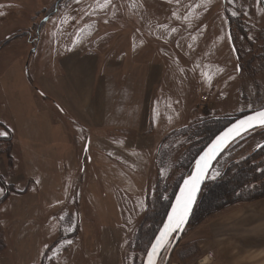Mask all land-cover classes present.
Instances as JSON below:
<instances>
[{
	"label": "crops",
	"instance_id": "1",
	"mask_svg": "<svg viewBox=\"0 0 264 264\" xmlns=\"http://www.w3.org/2000/svg\"><path fill=\"white\" fill-rule=\"evenodd\" d=\"M74 44L58 48L55 70L44 74L40 86L18 62L9 79H0L12 149L34 185L9 207L19 217L9 222L13 232L0 264L43 263L50 247L62 242L54 221L67 206L86 231L65 243L73 246L68 262L89 264L82 250L94 264H119L122 239L136 225L128 211L138 203V215L144 213L149 172L166 137L160 127L167 120L176 125V114L188 106L193 77L184 66L102 56L95 46ZM81 188L93 222L76 204ZM193 242L201 253L213 254V264H264V197L187 226L174 254Z\"/></svg>",
	"mask_w": 264,
	"mask_h": 264
},
{
	"label": "rangeland",
	"instance_id": "2",
	"mask_svg": "<svg viewBox=\"0 0 264 264\" xmlns=\"http://www.w3.org/2000/svg\"><path fill=\"white\" fill-rule=\"evenodd\" d=\"M233 11L237 15L233 16ZM76 42L79 46L84 43L87 47L95 46L102 56L131 55L142 63L166 59L169 64L184 66L188 74L192 73L191 86L186 87L190 99L183 115L176 114V125L167 120L160 127L159 133L166 137L149 172L144 213L138 215V203L128 211L136 225L122 239L119 264H141L146 244L160 222L162 205L188 171L195 152L210 138L213 128L217 130L242 113L264 107V12L260 0H234L231 4L228 0H0V79L4 76L9 79L18 62L33 86H40L44 74L55 70L54 53L58 48H70ZM171 76L174 77L173 73ZM179 86L176 84V89ZM3 98L0 88V132L6 133L0 136L1 256L6 254L5 241L13 232L8 228L9 222L19 217L10 214L9 207L34 186L21 173L23 167L14 155L9 112ZM217 117L223 120L217 122L214 120ZM261 143H264L262 127L235 140L214 163L206 182L224 172L230 177L239 165L246 169L241 180L247 189L235 193L241 201L234 202L233 196H228L231 204L220 212L264 197L245 200L257 192L260 184L258 174L264 169V144L255 148ZM217 172L219 175H215ZM80 193L82 197L76 204L81 205L84 220L93 222L83 188ZM57 219L54 224L60 226L58 236L62 242L50 247L41 264H76L75 260L68 262L73 246L66 242L83 238L86 231L79 230L71 206L57 214ZM80 253L89 264H94V258L90 261L82 250ZM205 253L200 252L195 242L187 243L176 254L172 251L167 264H196ZM163 259L164 255L159 264Z\"/></svg>",
	"mask_w": 264,
	"mask_h": 264
},
{
	"label": "snow or ice",
	"instance_id": "3",
	"mask_svg": "<svg viewBox=\"0 0 264 264\" xmlns=\"http://www.w3.org/2000/svg\"><path fill=\"white\" fill-rule=\"evenodd\" d=\"M77 2H79V0H77ZM228 2L231 4L234 3V0H228ZM231 14L233 16L237 15L235 11ZM173 31H175V29H173ZM249 39H251V37H249ZM237 70L239 71V66ZM257 123L264 126V110L256 111L253 115H250L243 120H239L222 136L217 137L216 141L213 142L208 151L200 157V160L197 161L196 172L184 181V185L180 190V195L177 197V202L172 206V212L168 215L167 222L160 230L159 235H157L155 240L151 243V248L147 251L146 264H155L161 251L166 249L167 246L172 243V240L170 239L172 234L182 230V226L194 202L199 185L202 180L206 178L209 162L214 158L217 151L227 143L229 137L233 133L239 135L242 130L252 127ZM4 135H6L5 132H0V136ZM215 175H219V173L217 172ZM66 243L70 244L71 241H67Z\"/></svg>",
	"mask_w": 264,
	"mask_h": 264
},
{
	"label": "trees",
	"instance_id": "4",
	"mask_svg": "<svg viewBox=\"0 0 264 264\" xmlns=\"http://www.w3.org/2000/svg\"><path fill=\"white\" fill-rule=\"evenodd\" d=\"M248 112H250V111H248ZM248 112H246V113H248ZM246 113H242L241 115L246 114ZM241 115H238V116H241ZM221 119L222 118H220V117L214 118V120H216L217 122H219ZM231 121H232V119L229 122H231ZM229 122H227L223 126L222 125L219 126V128L217 130L215 127L213 128L215 131L213 130L212 131L213 133L209 134L210 138L195 152L191 161L189 162V166H190L191 162L193 161V159L195 158V156L208 143V141L217 132H219L224 126H226ZM262 128H264V127H262ZM245 171H246L245 167L239 165L238 167H236L235 173L232 174L230 177L226 175V172H224L217 179L210 181V182H206L201 189V192H200L199 197L197 199V202L194 206V209H193V212L190 216L188 224H190L191 222L199 223V221H201V219L206 217V216H212V215H215L217 213H220V211H222L223 208H225V207L229 206V204H231V201H229L227 199L228 196L229 197L233 196V200H235L234 202L241 201V200H237V198L235 197L236 196L235 193L240 192L239 190H241V189H242V191H245V189H247V187L243 188L244 185H243V181L241 180L242 177L245 176L244 175ZM180 180L175 185V188L171 192L170 197L162 205V207L160 209V214H159L160 215L159 216L160 222L157 225L154 233L151 235L149 242L146 244L145 250L149 246V244H150L153 236L155 235L158 227L160 226L161 222L163 221V218H164V216H165V214L169 208V205L173 199V196H174L175 191L179 185ZM258 181H260V184H258L257 192H254L245 200H254V199H257V198L264 196V169H262L260 171V175L258 174ZM226 209H224V210H226Z\"/></svg>",
	"mask_w": 264,
	"mask_h": 264
},
{
	"label": "water",
	"instance_id": "5",
	"mask_svg": "<svg viewBox=\"0 0 264 264\" xmlns=\"http://www.w3.org/2000/svg\"><path fill=\"white\" fill-rule=\"evenodd\" d=\"M260 4H261V7H262L263 12H264V0H260ZM259 110H264V107L259 108V109H256V110H253V111H250V112H248V113H246V114H243V115H241V116H237V117L232 118V121L229 122L226 126H224L219 132H217V133H216V134H215V135H214V136L208 141V143H207V144H206V145H205V146L199 151V153L195 156V158H194L193 161L191 162V165H190L188 171H187L186 174L181 178V180H180V182H179V185H178V187H177V189H176V191H175V194H174V196H173V199H172V201H171V203H170V205H169V208H168V210H167V212H166V214H165V216H164V218H163V221L161 222L160 226L158 227V229H157L155 235L153 236V238H152V240H151L149 246L147 247V249H146V251H145V253H144V256H143V259H142L141 264H146L147 251L151 248V243L155 240V237H156L157 235H159L160 230L163 228L164 224L167 222V220H168V215H169V213L172 212V206H173L174 204H176V202H177V197L180 195V190H181V187H183V185H184V181H185L186 179H188L191 175H193V174L196 172V170H197V161L200 160V157L203 156L204 153L208 151V149L212 146L213 142L216 141L217 137L222 136L225 132H227V130H228L229 128H231V127H232L234 124H236L239 120H243V119H245L246 117H248V116H250V115H253L256 111H259ZM261 127H264V126L259 125V124L257 123V124H255V125L252 126V127H248V128H246V129L242 130V131L239 133V135L233 133V134L229 137L227 143H226V144H225V145H224L219 151H217V153L215 154L214 158L209 162V166H208V171H207V174H206V178H204V179L202 180V182L200 183V185H199V188H198V190H197V192H196V195H195L194 202H193V204H192V206H191V209H190V211H189V213H188V216H187V218H186V220H185V222H184V224H183V226H182V230L179 231V232H175V233L172 234V236L170 237V239L172 240V243H170V244L167 246L166 249H164V250L161 251V253L159 254L158 258H157L156 261H155V264H159V263H160V260H161V258H162L163 255H164V259H163L162 264H167V263H168L169 257H170V255H171V253H172L174 247L176 246L177 242L179 241V239H180V237H181L183 231L185 230V228H186V226H187V224H188V221H189L190 216H191V214H192V212H193L194 206H195V204H196V202H197V199H198V197H199V194H200V192H201V189H202L203 185L206 183V181L208 180L209 175H210V172H211V169H212L214 163L216 162V160L219 158V156H220V155L226 150V148H227L228 146H230L235 140H237L238 138H240V137L243 136L244 134H246V133H248V132H250V131H252V130H254V129L261 128ZM86 148H87V144L85 145V149H86Z\"/></svg>",
	"mask_w": 264,
	"mask_h": 264
},
{
	"label": "built area",
	"instance_id": "6",
	"mask_svg": "<svg viewBox=\"0 0 264 264\" xmlns=\"http://www.w3.org/2000/svg\"><path fill=\"white\" fill-rule=\"evenodd\" d=\"M213 259L212 253L208 252L199 257L196 264H210Z\"/></svg>",
	"mask_w": 264,
	"mask_h": 264
},
{
	"label": "flooded vegetation",
	"instance_id": "7",
	"mask_svg": "<svg viewBox=\"0 0 264 264\" xmlns=\"http://www.w3.org/2000/svg\"><path fill=\"white\" fill-rule=\"evenodd\" d=\"M263 144H264V143L259 144V145L255 148V150L259 149Z\"/></svg>",
	"mask_w": 264,
	"mask_h": 264
}]
</instances>
